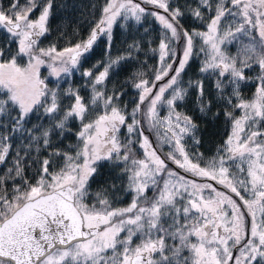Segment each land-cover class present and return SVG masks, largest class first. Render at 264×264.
I'll list each match as a JSON object with an SVG mask.
<instances>
[{"label": "snow or ice", "instance_id": "6c2138e0", "mask_svg": "<svg viewBox=\"0 0 264 264\" xmlns=\"http://www.w3.org/2000/svg\"><path fill=\"white\" fill-rule=\"evenodd\" d=\"M142 3L163 9L165 14L148 12ZM142 3L108 0L88 37L62 49L54 44L39 46L41 37L49 32L53 0H8L7 7L0 5V26L9 35L8 44H17L14 55L10 47L0 48V89L7 95L6 100H0V114L12 105L17 111L12 130L17 131L23 129L30 114L43 108L44 115L54 123L43 130L34 126L40 135L31 139L45 149L52 147L55 129L63 132L70 119L81 122L75 133L79 145L74 152L54 149L49 158L37 161L40 167L32 179L24 178V165L18 156L14 167L0 177V264H264V131L255 128L264 122V0H218L206 31L191 32L180 23L184 12L179 7L170 8L169 0ZM200 3L208 10L213 7L210 0ZM191 11L195 18L203 19L200 7ZM36 12L39 14L33 18ZM146 14L154 16L166 30L159 44L161 67L152 81L144 79V73H137L134 87L140 90L139 103L127 113L117 103L122 94L113 91L108 95L102 90L110 69L126 58L112 59V31L118 18L139 23ZM226 15L239 17L240 23L221 32ZM248 25L258 35H252ZM102 36L106 37L107 61H98L82 73L91 84L90 99L85 101L78 89H67L63 95L74 102L61 114V94L48 88L41 78V67L47 66L55 77L69 74L89 59ZM241 37L248 43L241 45L237 55H227L222 45ZM196 38L201 39L200 52L206 56L200 72L219 77L215 84L218 93L223 94L230 86L231 93L221 98L229 107L243 111L239 117L230 111L224 113L231 121V133L217 150L221 155L204 164L202 154L191 157L182 143L186 136L200 143L195 138L198 125L191 116L176 111L177 102L188 94V89L178 87V83L193 56ZM180 40L184 47L178 57L170 45ZM6 56L11 59L4 60ZM23 57H27V63L20 66L17 59ZM166 58L173 63H165ZM253 65L261 74L252 98L245 99L240 84L249 79L245 70ZM166 77L167 82L157 83ZM188 88L196 90L200 111L210 110V102L204 103L203 81H189ZM169 91L171 95L165 99ZM160 104L167 105V116L159 115ZM100 107L101 113L85 123L90 109ZM122 126L129 137L140 138L143 159L134 157L131 145L135 140L120 141ZM146 130L155 132L161 145H172V150L162 157L145 135ZM27 131L31 133L32 129ZM8 139L7 135L0 137V163L8 156ZM55 159H62L63 164L50 171ZM236 159L247 163L246 170L237 165L246 172L244 179L235 177L225 166ZM105 160L125 165L122 171L128 179L127 191L132 193L127 206L113 207L108 190L115 189L114 184L102 187L90 198V181ZM169 161L194 177L224 185L242 203L212 184L188 180L169 168ZM16 178L21 183L6 187L8 179ZM205 189L215 195L205 197ZM151 190L156 194L149 198ZM241 190L250 198H245ZM185 194L190 198L181 203ZM134 238L140 242L134 245ZM237 246L238 256L232 251Z\"/></svg>", "mask_w": 264, "mask_h": 264}, {"label": "trees", "instance_id": "16d2710c", "mask_svg": "<svg viewBox=\"0 0 264 264\" xmlns=\"http://www.w3.org/2000/svg\"><path fill=\"white\" fill-rule=\"evenodd\" d=\"M107 3L108 0H53L52 15L49 19V32L41 37L39 46L47 48L54 44L58 49H62L86 39L92 28L101 18L103 14L102 10ZM138 3L142 2L138 1ZM0 5L7 7L8 0H0ZM142 6L145 7L148 12L156 11L160 14H165L164 11H160L154 6L148 4H142ZM177 7L184 12V16L180 20V23L188 31H191V27L188 26L189 22L195 23L196 26L203 23L204 19H197L192 15L191 10L200 7L197 6V4H193L192 0H174V3H170V8L174 9ZM200 10H202L201 7ZM38 14V12L34 13L33 18ZM195 25L192 28H194ZM112 35L113 41L110 51L112 59H116L117 57L126 58L120 60L118 64L110 69L109 78L105 82L102 90L108 95H111L113 91L122 94L117 103L122 109H126L127 113H131L132 109L139 103L138 93L140 90L134 87L138 82L137 73H144L143 78L152 81L156 71L161 67L159 44L162 37V26H160L154 16L147 14L139 23L132 19L124 20L123 18H118L116 24L113 26ZM8 41L9 35L6 30L0 26V48L10 47L14 55L17 44H8ZM105 41L106 37H100L93 46L89 54V59L83 62L78 69L72 70L67 75L61 74L60 77H55L49 75L44 69L41 70V76L45 79L48 88L57 90L61 94V114L74 102L72 99L63 95L67 89H78L80 95L85 98V101L90 99L92 95L91 84L86 77H83L82 73L86 69L96 65L98 61H107V45ZM132 45H138V47H130ZM202 46L199 40H194L193 56L189 60L184 72L181 73L178 83V87L188 89V94L183 101L177 102L176 111L191 116L193 121L198 125L200 143L196 152L202 154L205 158L207 157V152L212 149V145L218 144L222 140V134L218 136L217 131L224 125H219V123L215 122H218V119H224V116L218 113L219 115L213 117L210 115L209 111L202 113L200 111L201 102L197 99L196 90L188 88L189 81H203L205 92L204 103L207 104L206 91L211 81L212 73L200 72V68L206 59L205 54L200 52ZM227 46L228 45H222V49L230 56L237 55L241 47L238 43L234 46ZM181 48L182 40L178 41L175 45L176 56L178 57ZM26 58L27 57L18 58L17 63L25 62ZM3 59H11V56H6ZM173 66L176 67V64L174 63ZM102 70L103 68L99 69V71ZM170 95L171 91L165 94V99L169 98ZM6 99V90L0 89V100ZM101 111L102 107L96 108L95 110L90 109L84 122L86 123L90 120H94ZM16 116L17 111L12 105L8 106L4 114H0V137L7 135L9 137L7 143L10 144L6 160L0 163V177H4L8 169L14 167V160L19 156V158H22V164L24 165V178L32 179L34 173H36L40 167L37 161L49 158V153L54 149H59L64 152H74L75 148L79 145V140L75 135L81 128L79 119H70L63 132L59 129H55L51 136L52 147L45 149L42 147V144L38 145L31 139L32 135H40V131H37L34 126H42L41 130H43V128L51 127L54 123V121L44 115L43 108L30 114L24 123L23 129L13 131V118ZM137 118L140 119L139 116ZM128 123H131V120H129ZM28 129H32V132L29 133L27 131ZM118 135L122 143H127L128 139L135 140L136 143L131 145L133 154L139 159L143 157L141 152H138L140 142L138 136L134 135L129 137L126 127L123 126ZM29 145H31L30 149ZM37 148H39L38 151ZM26 151L27 155H25ZM62 164V159H55L53 168H50V171L58 169ZM100 164L102 167L99 168L97 176L94 180L90 181V198L102 187L107 188L109 184H114L116 188L108 190L110 199H113V207L127 206L132 200V193L127 191L128 179L122 171L125 167L124 163L122 161L105 160L101 161ZM11 175L14 176L15 173ZM19 183H21L20 178H16L14 181L8 179L6 187L11 189L14 184ZM154 193L155 190L151 196ZM183 202L186 201L183 199L181 203ZM138 241L140 240L134 238L133 244L139 243ZM168 242L172 243V241ZM230 264H232V262H230Z\"/></svg>", "mask_w": 264, "mask_h": 264}, {"label": "rangeland", "instance_id": "374dc122", "mask_svg": "<svg viewBox=\"0 0 264 264\" xmlns=\"http://www.w3.org/2000/svg\"><path fill=\"white\" fill-rule=\"evenodd\" d=\"M138 1H141L142 2V0H136V2H138ZM193 1V4H197V6H200L201 8H202V10H201V13H202V16H203V19H204V21H203V23L202 24H200L199 26L197 25H195V23H191V22H189V24H188V26L189 27H191L190 28V30L192 31L194 28H196L195 30H197V31H206V25H207V23H208V21H209V18H211L212 16H214L215 15V11H214V8H215V5L218 3V0H210V3H211V5L213 6L212 7V9L211 10H208V9H206L205 7H202L203 5L200 3V0H192ZM169 3H174V0H169ZM143 4V3H142ZM148 5H150V4H148ZM151 6H153V5H151ZM155 7V6H154ZM156 8V7H155ZM158 9V8H157ZM163 10V9H162ZM151 12H156V11H151ZM162 15H164V14H162ZM232 17V19L230 18V15H226V17H224L223 19H222V21H221V32H223V31H225V30H227L228 29V27H230L231 26V28H235L236 26H238V24L240 23V20H239V17H236V18H234L233 16H231ZM156 19V18H155ZM156 21L160 24V26H162L161 25V23L156 19ZM195 25V27L194 28H192L193 26ZM230 25V26H229ZM248 28H249V30H250V32H251V34H255V35H258V33H257V31L255 30V32L253 33V31H251L253 28L250 26V25H248L247 26ZM190 31V32H191ZM165 35H166V30L163 28V26H162V37H161V40L162 39H165ZM195 40H199L201 43H202V41H201V39L200 38H196ZM178 43V41H174V42H172L171 43V48L173 49V51L175 52V54H176V50H175V45ZM183 47H184V42L182 41V48H181V50H180V55H179V57L180 56H182V52H183ZM27 63V58L25 59V62H21V63H19V65L20 66H24L25 64ZM165 63H173V61L172 60H169V59H167L166 58V61H165ZM176 66H178L177 64H176ZM42 69H44L45 70V72H48V74L50 75V70L47 68V66H42L41 67V70ZM41 70H40V74H41ZM52 76V75H51ZM41 78L43 79V77L41 76ZM251 79V78H250ZM164 82H167V79L166 80H164V81H162V82H159V83H164ZM247 82H248V79H247ZM158 83V84H159ZM139 94H140V92L138 93V96H139ZM157 111H158V113H159V115L161 116V117H164V116H167V114H168V108H167V105L166 104H160L159 106H158V109H157ZM145 126V128L147 129V125L145 124L144 125ZM231 133V132H230ZM197 134H198V132H196V139H198V137H197ZM145 135H148L149 136V139L152 141V143H153V146L154 147H156L157 149H158V151H160V153L162 154L161 156L163 157L164 155H166L169 151H171L172 150V145H168V144H163V145H161V142L157 139V136H156V134H155V132H149V131H145ZM227 138H228V136L224 139V141H223V143L219 146V147H217L216 149H215V154H213V155H211V156H208L207 155V157H203V160L201 161V163L202 164H204V163H207V161L209 160V159H211L212 157H214V156H218V155H221V153H218V149L224 144V142L227 140ZM182 143H184V145H185V148H186V150L189 152V155L191 156V157H193V158H195L196 156H197V154H199V153H197L196 152V148H197V144L194 142V140H193V138H191V137H189V136H186V137H184V140L182 141ZM138 152H141V155L143 156V149L140 147V142H139V150H138ZM210 155V154H209ZM135 157V156H134ZM135 158H137V157H135ZM144 157H142V158H140V159H143ZM139 159V158H138ZM170 162V161H169ZM171 163V162H170ZM172 164V166L174 165V166H176L175 164H173V163H171ZM237 165H240V167L241 168H244L245 170H246V168H247V163L246 162H241L239 159H236L235 161H227L226 162V164H225V166L226 167H228L229 168V171L231 172V173H233L234 175H235V177H237V178H239V179H244L245 178V175H246V172H241L240 170H239V168L237 167ZM168 166H169V168H171V169H174L171 165H169L168 164ZM177 167V166H176ZM175 170V169H174ZM181 171H183L182 169H180ZM184 172V171H183ZM189 174V176H185V175H183V176H185L188 180H195L196 181V183H198V184H204V183H209V184H212L213 185V183H215V184H217V182L216 181H213V180H211L210 178H204V177H194L191 173H188ZM181 175V174H180ZM161 184H162V181H161ZM217 185H219V184H217ZM214 187V186H213ZM239 187V186H238ZM215 188V187H214ZM154 192V190H151V191H149L148 193H147V195H148V197L149 198H151V197H153L156 193H154L152 196H151V194ZM241 194L242 195H244L245 196V198H249V196H250V194L248 193V192H244L243 190H241ZM203 195L205 196V197H207V196H209V195H215L214 193H212L211 192V190H209V189H205L204 191H203ZM190 197L187 195V194H185V196H184V200L186 201L187 199H189ZM226 207V209H227V206H225ZM229 212H230V209H227ZM251 219V218H250ZM138 242H140V241H138ZM230 244H231V242H230ZM234 250V248L232 249V251ZM234 255H236V256H238L239 255V251H238V246L236 247V249L234 250Z\"/></svg>", "mask_w": 264, "mask_h": 264}, {"label": "flooded vegetation", "instance_id": "af4514ba", "mask_svg": "<svg viewBox=\"0 0 264 264\" xmlns=\"http://www.w3.org/2000/svg\"><path fill=\"white\" fill-rule=\"evenodd\" d=\"M233 11H235V9H233ZM230 18L232 19L231 16H230ZM234 18H236V17H234ZM239 20H240V18H239ZM251 31H253V33H254L255 29L254 30L252 29ZM252 35H255V34H252ZM236 43H238L239 45H242L243 43H248V39L246 37H241L237 41L225 42L224 45L234 46V45H236ZM260 74H261L260 73V69L257 66H255V65H253V67L251 69H246L245 70V75L249 78L248 82L246 80V81H242L241 84H240V92H241V95L245 99H251L252 98L253 94L255 93L256 86L258 84L257 77ZM165 79H167V78H165ZM217 79H219V77L216 74L212 73L211 74V81H210L209 86H208L207 91H206L207 103L210 102V110H208V111H209L210 115L213 116V117L217 113H221L224 116V119H220V120L218 119V122H215V123H219V125H224V126L219 131H217V135L218 136L222 134V140L218 144L212 145V149L207 152L208 156H211V155L215 154V152H214L215 149L217 147H219L223 143L224 139L231 132V121L224 115V113L230 111V112H233L234 115L237 116V117H239V116H241L243 114L242 110L233 109V108L229 107L228 104L225 102V100L221 98L222 95L223 96H227V95H229L231 93V87L230 86L227 87L223 94L218 93V91H217V89L215 87ZM225 83L227 84V80H225ZM233 103H237V101L233 100ZM255 128H258L261 131H264V122H262L261 124L256 125ZM197 132H198L197 137H198V140L200 141L199 131H197ZM198 145L199 144H197V148H198ZM159 154L162 155L160 153V151H159ZM168 164L172 166V164L170 162H168ZM172 167L176 171L181 173L182 175L189 176L188 173H185V172L181 171L176 166L173 165ZM213 186L218 191H221V192H224L225 194L231 195L233 197V199L237 200L238 203H242V201H239V199L235 196V194L231 193L230 190L227 189L224 185H220V184L217 185V184L213 183ZM249 198H250V196H249ZM250 218L251 217H249L248 219L250 220ZM221 231H222V229H221ZM235 249L236 248H234V250ZM234 250H233V252H234Z\"/></svg>", "mask_w": 264, "mask_h": 264}, {"label": "bare ground", "instance_id": "6f19581e", "mask_svg": "<svg viewBox=\"0 0 264 264\" xmlns=\"http://www.w3.org/2000/svg\"><path fill=\"white\" fill-rule=\"evenodd\" d=\"M189 113V112H188ZM194 117V116H193Z\"/></svg>", "mask_w": 264, "mask_h": 264}]
</instances>
